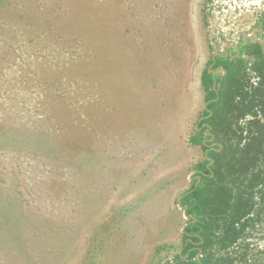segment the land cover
<instances>
[{
    "label": "rangeland",
    "instance_id": "rangeland-1",
    "mask_svg": "<svg viewBox=\"0 0 264 264\" xmlns=\"http://www.w3.org/2000/svg\"><path fill=\"white\" fill-rule=\"evenodd\" d=\"M263 13L264 0H0V264L179 252L200 75Z\"/></svg>",
    "mask_w": 264,
    "mask_h": 264
},
{
    "label": "trees",
    "instance_id": "trees-1",
    "mask_svg": "<svg viewBox=\"0 0 264 264\" xmlns=\"http://www.w3.org/2000/svg\"><path fill=\"white\" fill-rule=\"evenodd\" d=\"M259 23L264 30V14ZM200 83L205 106L189 142L203 159L180 196L187 222L179 252L167 259L175 247L160 246L152 264H264V245L252 242H264L261 44L247 42L230 57L209 59Z\"/></svg>",
    "mask_w": 264,
    "mask_h": 264
},
{
    "label": "flooded vegetation",
    "instance_id": "flooded-vegetation-1",
    "mask_svg": "<svg viewBox=\"0 0 264 264\" xmlns=\"http://www.w3.org/2000/svg\"><path fill=\"white\" fill-rule=\"evenodd\" d=\"M263 14H264V13H263ZM263 14H262V15H263ZM262 15H261V16H262ZM249 37H251V38H248V39L243 38V39H242V42L239 43V46H238V47H240L241 45H245V44L247 43V41H250V42H252V43H257V42H259L260 44H262V43L264 42V30L262 29V27H260V23L258 24L257 28L253 30L252 35L249 36ZM238 47H237V48H238ZM229 52H230V54H232V50H231V49H225L223 55L218 54L217 56H223V57H226L227 54H229ZM217 56H214L213 58H216ZM221 70H222V69H220L219 71H221Z\"/></svg>",
    "mask_w": 264,
    "mask_h": 264
},
{
    "label": "water",
    "instance_id": "water-1",
    "mask_svg": "<svg viewBox=\"0 0 264 264\" xmlns=\"http://www.w3.org/2000/svg\"><path fill=\"white\" fill-rule=\"evenodd\" d=\"M178 207H179V209H182L181 204H180V199H179ZM182 210H183V209H182ZM183 213H184V216L187 218V216L185 215V210H183Z\"/></svg>",
    "mask_w": 264,
    "mask_h": 264
}]
</instances>
